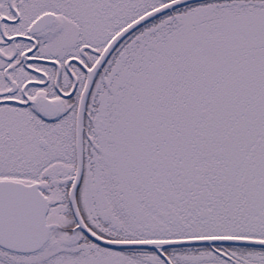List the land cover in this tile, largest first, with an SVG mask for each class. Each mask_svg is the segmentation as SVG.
Segmentation results:
<instances>
[{"label": "snow or ice", "instance_id": "6c2138e0", "mask_svg": "<svg viewBox=\"0 0 264 264\" xmlns=\"http://www.w3.org/2000/svg\"><path fill=\"white\" fill-rule=\"evenodd\" d=\"M0 264H264V0H0Z\"/></svg>", "mask_w": 264, "mask_h": 264}]
</instances>
